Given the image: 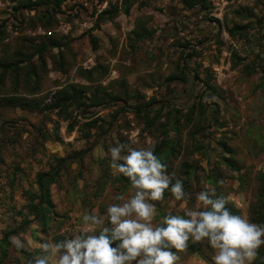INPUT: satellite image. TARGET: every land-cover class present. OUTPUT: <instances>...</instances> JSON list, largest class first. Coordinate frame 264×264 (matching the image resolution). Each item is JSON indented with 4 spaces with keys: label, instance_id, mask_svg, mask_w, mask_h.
<instances>
[{
    "label": "rangeland",
    "instance_id": "374dc122",
    "mask_svg": "<svg viewBox=\"0 0 264 264\" xmlns=\"http://www.w3.org/2000/svg\"><path fill=\"white\" fill-rule=\"evenodd\" d=\"M120 144L154 145L183 181L185 199L170 185L150 201L154 226L203 210L210 189L264 225V0H0V264H29L134 195L111 166ZM172 251L214 264L216 250Z\"/></svg>",
    "mask_w": 264,
    "mask_h": 264
},
{
    "label": "clouds",
    "instance_id": "9594fccd",
    "mask_svg": "<svg viewBox=\"0 0 264 264\" xmlns=\"http://www.w3.org/2000/svg\"><path fill=\"white\" fill-rule=\"evenodd\" d=\"M154 147H128L124 156L125 145L111 147V166L128 178L134 195L116 197L122 202L109 204L104 215L85 214L81 230L72 239L43 243L42 254L29 264H50L53 259L56 264H175L178 257L171 249H186L189 239H206L216 250L214 264H253L264 245V225L231 214L226 200L215 196V189L198 193L203 210H189L183 216L168 214L153 225L156 205L150 201L162 200L170 185L177 201L187 197L183 181L172 183ZM10 243L23 249L26 242L14 237Z\"/></svg>",
    "mask_w": 264,
    "mask_h": 264
},
{
    "label": "trees",
    "instance_id": "16d2710c",
    "mask_svg": "<svg viewBox=\"0 0 264 264\" xmlns=\"http://www.w3.org/2000/svg\"><path fill=\"white\" fill-rule=\"evenodd\" d=\"M129 4V5H128ZM127 5L128 6H130L131 5V2H129V3H127ZM51 7L52 8H54V6L53 5H51ZM224 147L226 148V150H230L226 145H224ZM40 186L42 187V191H43V188H44V183L42 182V181H40ZM44 225H45V223H44ZM45 228V227H44ZM118 243V242H117ZM171 250H173V249H171Z\"/></svg>",
    "mask_w": 264,
    "mask_h": 264
},
{
    "label": "built area",
    "instance_id": "2783aa9c",
    "mask_svg": "<svg viewBox=\"0 0 264 264\" xmlns=\"http://www.w3.org/2000/svg\"><path fill=\"white\" fill-rule=\"evenodd\" d=\"M80 9H82V8H80ZM77 10V9H76Z\"/></svg>",
    "mask_w": 264,
    "mask_h": 264
}]
</instances>
